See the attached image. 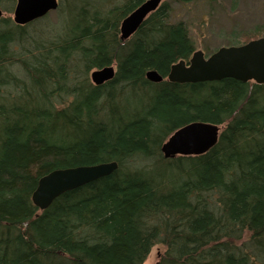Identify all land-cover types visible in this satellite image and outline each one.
I'll use <instances>...</instances> for the list:
<instances>
[{"label":"trees","instance_id":"1","mask_svg":"<svg viewBox=\"0 0 264 264\" xmlns=\"http://www.w3.org/2000/svg\"><path fill=\"white\" fill-rule=\"evenodd\" d=\"M147 1L59 0L53 17L2 20L0 264H144L155 247L158 264H264V86L169 82L195 43L169 3L123 42L122 22ZM111 66L95 86L92 72ZM195 122L224 128L217 145L165 159ZM110 162L111 176L34 206L44 176Z\"/></svg>","mask_w":264,"mask_h":264},{"label":"water","instance_id":"2","mask_svg":"<svg viewBox=\"0 0 264 264\" xmlns=\"http://www.w3.org/2000/svg\"><path fill=\"white\" fill-rule=\"evenodd\" d=\"M164 0H148L129 15L121 24V40L127 41L141 28L146 19L157 11ZM59 7V0H17L14 23L25 26L42 19ZM4 17L0 9V24ZM115 67H106L91 74L92 83L101 86L115 78ZM148 81L162 83L164 78L156 71L147 74ZM233 79L241 83L254 82L264 86V37L242 46L222 47L206 58L196 51L186 62L171 67L168 81L175 84H201ZM221 135L220 126L195 122L177 130L162 146L165 159L177 156H200L214 148ZM116 162L56 170L38 182L32 202L40 211H46L67 192L76 190L117 171Z\"/></svg>","mask_w":264,"mask_h":264},{"label":"rangeland","instance_id":"3","mask_svg":"<svg viewBox=\"0 0 264 264\" xmlns=\"http://www.w3.org/2000/svg\"><path fill=\"white\" fill-rule=\"evenodd\" d=\"M163 3L171 6V23L184 22L196 51H203L206 58L222 47L240 46L264 37V0H198L189 4L164 0ZM13 11L5 12L4 19L13 21ZM162 252L160 247L153 248L144 264H158Z\"/></svg>","mask_w":264,"mask_h":264},{"label":"bare ground","instance_id":"4","mask_svg":"<svg viewBox=\"0 0 264 264\" xmlns=\"http://www.w3.org/2000/svg\"><path fill=\"white\" fill-rule=\"evenodd\" d=\"M167 80H168V77H167Z\"/></svg>","mask_w":264,"mask_h":264}]
</instances>
